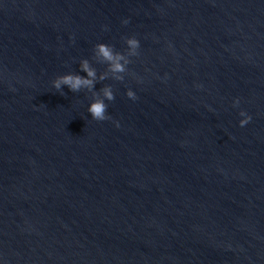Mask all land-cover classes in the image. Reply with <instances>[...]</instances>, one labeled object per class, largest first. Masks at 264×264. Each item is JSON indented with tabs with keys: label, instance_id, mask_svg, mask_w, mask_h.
I'll return each instance as SVG.
<instances>
[{
	"label": "water",
	"instance_id": "1",
	"mask_svg": "<svg viewBox=\"0 0 264 264\" xmlns=\"http://www.w3.org/2000/svg\"><path fill=\"white\" fill-rule=\"evenodd\" d=\"M0 264H264V0H0Z\"/></svg>",
	"mask_w": 264,
	"mask_h": 264
},
{
	"label": "clouds",
	"instance_id": "2",
	"mask_svg": "<svg viewBox=\"0 0 264 264\" xmlns=\"http://www.w3.org/2000/svg\"><path fill=\"white\" fill-rule=\"evenodd\" d=\"M129 21L125 20L124 23L127 24ZM126 43L130 48L133 50L138 49L140 47V43L136 38H129L126 40ZM95 54L98 57H102L105 62H107L110 66V70L116 73H123L125 71V65L130 63V61H124V63H121V60H124L123 54L115 52L113 47L107 45V44H98L96 45ZM133 55H138V53L133 52ZM81 71L85 72L87 74L86 77L80 76V75H74V74H67L58 77L54 82L53 86L58 91L61 92L63 89V86H67L70 91L73 93L80 92L82 88H87L89 90H92L95 88L96 83V73L95 71L90 67L88 60H84L81 63ZM104 77H101L103 79ZM118 80H123L122 76L117 77ZM103 93V99H95L93 103H91L88 112L91 114L92 119L96 121H105L108 119H111L110 116L106 115L108 105L105 103V100L107 101H114L115 96L111 89V87H106L102 89ZM65 95V93H64ZM99 95V94H97ZM127 97L136 100L138 97L136 94L129 90L127 92ZM236 104H239V100L236 101ZM241 116H246V119H243L240 122V126L244 127L251 121V116H247V113L241 112ZM117 127H119V124L117 123Z\"/></svg>",
	"mask_w": 264,
	"mask_h": 264
}]
</instances>
